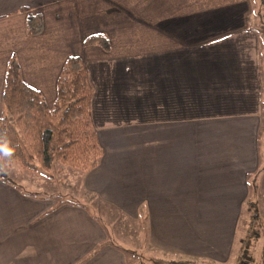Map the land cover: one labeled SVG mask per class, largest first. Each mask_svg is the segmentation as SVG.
Listing matches in <instances>:
<instances>
[{
    "label": "crops",
    "instance_id": "0c3cea01",
    "mask_svg": "<svg viewBox=\"0 0 264 264\" xmlns=\"http://www.w3.org/2000/svg\"><path fill=\"white\" fill-rule=\"evenodd\" d=\"M23 8L41 14L40 33H27ZM251 14V0H0V117L12 53L49 105L66 57L79 55L103 149L89 194L143 220L152 246L224 264L259 164ZM97 32L109 51L83 45ZM107 236L81 205L0 177V264H126Z\"/></svg>",
    "mask_w": 264,
    "mask_h": 264
},
{
    "label": "trees",
    "instance_id": "16d2710c",
    "mask_svg": "<svg viewBox=\"0 0 264 264\" xmlns=\"http://www.w3.org/2000/svg\"><path fill=\"white\" fill-rule=\"evenodd\" d=\"M261 2L264 4V0ZM23 10L28 12L27 33H40L43 29L41 14L32 13L28 8ZM82 43L85 46H98L104 51H109L111 46L103 32L87 35ZM93 91L85 62L79 55H69L56 78V95L52 105H49L38 89L23 80L19 61L12 53L7 60L1 94L5 114L0 117V142L6 141L14 152L11 157L1 160L8 164L18 161L22 167L34 171L48 170L53 162L59 163L58 171L66 165L85 170L96 167L103 149L92 119ZM94 201V215L113 244L119 239L117 229L113 227L122 222L119 211L107 202ZM246 204L256 207L251 199H246L244 206ZM142 227L146 230V227ZM245 251H242V256L246 255ZM170 255L165 257L152 253L153 264H217L207 259ZM238 264L243 262L239 261Z\"/></svg>",
    "mask_w": 264,
    "mask_h": 264
},
{
    "label": "rangeland",
    "instance_id": "374dc122",
    "mask_svg": "<svg viewBox=\"0 0 264 264\" xmlns=\"http://www.w3.org/2000/svg\"><path fill=\"white\" fill-rule=\"evenodd\" d=\"M251 3L250 22L259 43L262 106L261 126L257 135L259 164L257 171L249 173L248 176V198L255 201L256 207H250L249 204L243 207L238 217L231 258L224 264H238L239 261L243 264H264V4L261 0H251ZM58 166V162H53L48 170L34 171L22 167L18 161L8 164L0 158V172L25 194L50 199L56 205L65 202L78 204L94 215V200L97 198L92 197L84 185L88 170L66 165L58 171ZM255 213L257 215L253 218ZM119 218L122 222L113 226L117 229L119 239L111 242L124 255L126 264H153L152 253L157 256H171L168 251L159 248V251L153 250L141 219L123 214H119ZM107 239L110 242L108 236ZM244 249L246 255L242 256Z\"/></svg>",
    "mask_w": 264,
    "mask_h": 264
},
{
    "label": "clouds",
    "instance_id": "9594fccd",
    "mask_svg": "<svg viewBox=\"0 0 264 264\" xmlns=\"http://www.w3.org/2000/svg\"><path fill=\"white\" fill-rule=\"evenodd\" d=\"M13 152L14 149L6 141L0 142V158H9Z\"/></svg>",
    "mask_w": 264,
    "mask_h": 264
}]
</instances>
